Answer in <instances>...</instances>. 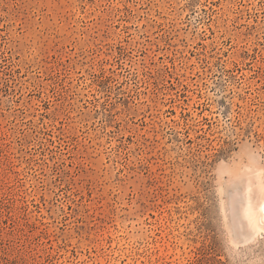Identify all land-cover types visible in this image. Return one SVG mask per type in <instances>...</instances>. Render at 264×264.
Masks as SVG:
<instances>
[{
  "label": "rangeland",
  "instance_id": "1",
  "mask_svg": "<svg viewBox=\"0 0 264 264\" xmlns=\"http://www.w3.org/2000/svg\"><path fill=\"white\" fill-rule=\"evenodd\" d=\"M264 0H0V264H264Z\"/></svg>",
  "mask_w": 264,
  "mask_h": 264
},
{
  "label": "bare ground",
  "instance_id": "2",
  "mask_svg": "<svg viewBox=\"0 0 264 264\" xmlns=\"http://www.w3.org/2000/svg\"><path fill=\"white\" fill-rule=\"evenodd\" d=\"M260 210L262 212V222H263V226H264V203L260 206Z\"/></svg>",
  "mask_w": 264,
  "mask_h": 264
}]
</instances>
